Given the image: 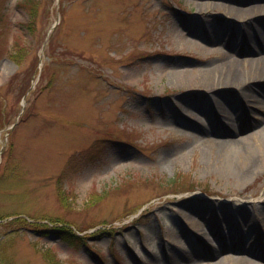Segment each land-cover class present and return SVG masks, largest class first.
Returning a JSON list of instances; mask_svg holds the SVG:
<instances>
[{"label":"rangeland","instance_id":"rangeland-1","mask_svg":"<svg viewBox=\"0 0 264 264\" xmlns=\"http://www.w3.org/2000/svg\"><path fill=\"white\" fill-rule=\"evenodd\" d=\"M262 5L0 0V224L38 225L0 226L2 264L52 255L60 264H212L196 255L199 243L217 247L228 228L240 235L245 202L264 199V161L246 178L223 172L217 133L256 129L264 86L219 100L187 91L176 74L234 54L230 42L246 51L238 59L264 55L252 53L264 41L257 23L221 26L230 10ZM15 40L20 63L10 58ZM228 103L232 124L217 115ZM244 232L233 239L243 247L219 259L253 255L259 235Z\"/></svg>","mask_w":264,"mask_h":264},{"label":"bare ground","instance_id":"bare-ground-1","mask_svg":"<svg viewBox=\"0 0 264 264\" xmlns=\"http://www.w3.org/2000/svg\"><path fill=\"white\" fill-rule=\"evenodd\" d=\"M260 8L262 10H258L256 7H249L245 10H230L229 15L226 17L228 19L227 22L222 23L221 26L239 29L248 27L250 23H257L258 26H260L259 29H261V32L264 34V5L260 6ZM258 13L259 15H257ZM215 28L216 27L213 26L208 27L206 31L209 33H219ZM209 39L216 41L211 36H209ZM233 44L235 43L232 42L226 46L229 52L234 53L235 56L246 54V51H238V47L240 46H235ZM257 45L258 51H252L253 54L264 51L263 40L258 41ZM209 52H212V50H209ZM234 54L225 55L220 62H211L208 66L194 67L181 71L176 74V78H178L177 82L189 92L196 94L206 92L207 95H217L219 100H228L231 96L229 98L227 95L232 94H239L240 97L245 98L251 94V91L264 86V55H259L251 60H243L236 58ZM223 97L226 98L224 99ZM251 98V100L254 101V97ZM259 100L260 99H258V102ZM226 108L225 110L220 109L217 115L223 118L224 122L230 124L235 123L231 120L232 118L227 115L231 105L228 103ZM261 110V115H259V117L255 116L257 119L256 124H259L253 131L244 130L246 129L245 127L244 129L238 130L239 132L224 128L217 133L218 136L222 137V139L218 140V143H216L218 169L226 173L238 174V176L246 178L256 171L260 163L264 161V105ZM192 124L193 125L188 124L186 127L203 131L199 125L195 123ZM183 125H186V123ZM239 125L240 123L238 122V126ZM245 203L249 204V209H246L248 215L246 214L244 216V221L241 223L242 228L240 227V231H237L240 235H237V233L233 235L231 231L233 228H228L229 239L218 241L217 247H213L205 242L199 243L200 245L197 247L199 250H193L196 255L212 260V264H264V242H259L263 239L264 233V221H262L264 219V199L258 202L247 200ZM191 224L193 226L195 225L194 223ZM244 231L248 234L254 232L256 235H259L257 239L255 237V241H251L247 246V251L253 255H240L235 256L234 259L226 260L223 258L219 259V257H221L219 252L227 249L239 250L243 247L239 246V243H235L234 240L239 237H244ZM255 260H259L260 263Z\"/></svg>","mask_w":264,"mask_h":264},{"label":"trees","instance_id":"trees-1","mask_svg":"<svg viewBox=\"0 0 264 264\" xmlns=\"http://www.w3.org/2000/svg\"><path fill=\"white\" fill-rule=\"evenodd\" d=\"M18 44H19V41L18 40H15L14 41V44H13V49L16 48L15 52L10 56V58H12V60L16 61L17 63H20V59L18 58L16 52H18L19 48H18ZM25 92V90H24ZM91 200V198H90ZM143 214V213H141ZM143 217V216H142ZM141 215H139V219H137L135 222L138 224H140V221H141ZM11 226V225H14L16 227H20V228H23V229H26V227H37V223H35L34 221H27L25 218L23 217H18V218H15L13 219V221L9 222V223H5V224H0V226ZM55 228H57L56 232L58 233H63V234H69V235H74L73 234V231L71 230L70 227H67V226H61V227H58V226H54ZM101 231V230H100ZM101 233V232H100ZM80 239L81 241H83L85 243V240L84 238H78ZM50 255H52L50 253ZM60 260L56 258V256L52 255V258H50L48 264H60ZM0 264H2V260H1V257H0Z\"/></svg>","mask_w":264,"mask_h":264}]
</instances>
